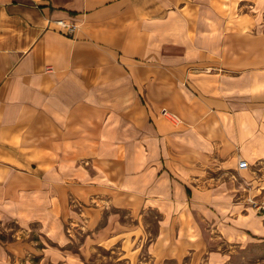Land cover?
Instances as JSON below:
<instances>
[{"label":"crops","instance_id":"0c3cea01","mask_svg":"<svg viewBox=\"0 0 264 264\" xmlns=\"http://www.w3.org/2000/svg\"><path fill=\"white\" fill-rule=\"evenodd\" d=\"M263 172L264 0H0V264H235Z\"/></svg>","mask_w":264,"mask_h":264},{"label":"rangeland","instance_id":"374dc122","mask_svg":"<svg viewBox=\"0 0 264 264\" xmlns=\"http://www.w3.org/2000/svg\"><path fill=\"white\" fill-rule=\"evenodd\" d=\"M149 220L153 230L156 220L154 218ZM125 238L123 242L118 241L115 244L106 243L105 246H96L94 249L86 251L85 258L81 264H154L146 251L144 243L136 251V242H132V238L129 235H126ZM236 255L235 264L262 261L264 259V247L262 245L250 246L247 250ZM163 264L185 263L170 261Z\"/></svg>","mask_w":264,"mask_h":264},{"label":"built area","instance_id":"2783aa9c","mask_svg":"<svg viewBox=\"0 0 264 264\" xmlns=\"http://www.w3.org/2000/svg\"><path fill=\"white\" fill-rule=\"evenodd\" d=\"M55 25L57 26V29L66 35H70L75 32L77 29V26L75 23L66 22L63 20L55 21ZM239 169H249V164L241 160L239 162ZM247 203L253 207L256 211H261L264 214V196L260 198H247Z\"/></svg>","mask_w":264,"mask_h":264}]
</instances>
